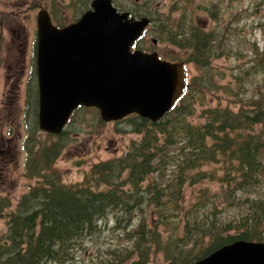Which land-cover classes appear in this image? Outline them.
Segmentation results:
<instances>
[{"label":"trees","instance_id":"obj_1","mask_svg":"<svg viewBox=\"0 0 264 264\" xmlns=\"http://www.w3.org/2000/svg\"><path fill=\"white\" fill-rule=\"evenodd\" d=\"M18 1L30 9L42 5L39 0ZM88 2L79 0L76 19ZM54 3L50 15L63 26L53 15ZM195 39L199 41L201 36ZM258 50L254 47L252 58L242 62L246 71L232 75L230 83L238 88L229 92L230 97L223 93L225 106L219 101L205 106L204 95L198 94L203 85L213 95L219 89L212 77L190 79L182 96L157 122L128 117L129 131L139 138L119 157L90 166L79 183L64 184L51 169L53 156L57 157L63 146L48 149L39 143L33 152L38 144L35 137V143L27 147L28 137L29 143L33 141L30 130H37L36 122L31 128L27 122L23 177L38 182L6 213L9 204L0 198V220H5L6 226L0 235V264H78V260L82 264H149L158 253L167 264H192L238 240L264 241V94L241 99L247 70L264 68V53L258 55ZM12 93L14 104L19 91L13 89ZM35 98L36 92L32 94L29 88L24 104L26 121L29 113L36 115ZM198 105L205 106L199 111L202 121L193 123L189 119ZM7 106L12 120L17 109ZM0 119L2 124L7 120L5 115ZM208 164L220 167L219 190L210 193L201 189L197 200L183 207V189L212 177L200 170ZM194 169L197 174H190ZM230 211L234 215L229 219ZM109 219L116 238L128 244L99 248L95 251L99 255L90 262L78 258L89 238L99 234ZM205 240L208 245L197 248Z\"/></svg>","mask_w":264,"mask_h":264},{"label":"rangeland","instance_id":"obj_2","mask_svg":"<svg viewBox=\"0 0 264 264\" xmlns=\"http://www.w3.org/2000/svg\"><path fill=\"white\" fill-rule=\"evenodd\" d=\"M39 1L42 4L41 8L48 11L49 7H52V3L55 2L53 4V15L64 25L74 22L79 13V8H77V6H80L79 0ZM112 1L119 11H134L135 15L150 13L149 16L152 18H157V15H159L164 24L169 6V25L179 19L182 20L179 27L169 29V32L174 33L175 36L174 41H169V46L175 49L180 56L182 55L183 46L194 43L191 38L188 39L186 37L189 30L200 29L204 26V23L210 22L207 20L208 15L204 13L203 9L210 8L214 2L213 0H210V3H208V0H142L139 3L143 2V4L138 7L134 0ZM215 1L219 2L221 10V27L217 31L222 34V40L216 45H221V49H223L224 53H229V57H222L214 62L211 61V65H196V63L189 65L191 79L194 77H203L205 79L206 77H212L211 81L215 86L219 87L214 92V95L206 91L204 85L199 89V96L204 95L201 100L205 102V106H215L217 101L221 103V106H225L227 100L223 93H226V97H230L229 92L234 93L238 88L236 84L230 83L232 75L239 73L241 70L246 71L247 68H243L245 63L242 62L252 58L251 50L254 47L259 49L258 55L264 53V0ZM20 3L21 1L19 2L18 0H0V117L5 115L7 119L0 127V143L2 144L0 146V198H6L9 204V208L3 211L4 213L14 209L16 202L27 191L28 187L38 182L37 179L30 180L27 177H23L26 172L24 169L26 153L23 150V140L28 135V128H26L23 121V116L26 109L24 107L25 98L29 88H31L32 94L36 90L35 65L31 55L32 39L36 27L35 16L41 8L30 9V7L23 4L20 5ZM185 6L187 9L181 13L179 10ZM184 12H188L189 16L198 20V23L195 22L194 24L190 18L183 21ZM6 15L12 16L3 20L2 18ZM24 29L26 30L25 33L22 32ZM191 36L189 35V37ZM225 39L227 44L223 42ZM221 49L220 52L222 51ZM169 52L174 53L170 48ZM216 56H219V54H216ZM194 58H197V56ZM197 62L200 63V61ZM253 67L247 70V78L243 80L244 87L242 88L246 90L241 94L243 101L248 98L255 99L256 94H264V68ZM222 87L224 89H221ZM13 89L14 91L19 90L18 99L14 104ZM197 101L200 102L199 97H197ZM35 103L36 115L35 113L34 115L33 113L28 114L27 122L30 128L35 122L37 125L36 98ZM7 104L13 105L17 109V113L15 111V116L12 118V120L16 118L13 123L8 118L11 112L9 111L10 106H7ZM205 106H196L195 114L189 120L193 123L201 122L202 113L199 111L203 110ZM96 117H99L97 110H89L83 107L75 115V119L66 126L64 129L65 133L63 132L64 134L62 133L63 136L61 137L57 135V137H49L42 133L37 125L35 133L30 130L33 141L29 143L28 137L27 147L30 148V145L35 143V137L38 140V144L33 149V152H35L39 143L42 147L45 146L48 149L53 146L61 148L63 146V151L60 149L57 157L53 156L51 169L56 172V176L62 183H79L82 180L84 171L90 166L98 161L119 157L132 140L139 138L138 135L129 131L128 119L118 122L102 121L99 123L100 121ZM8 147H11L10 151ZM46 168H44L45 173L48 172ZM200 170L210 172L212 177L203 178L196 184L187 185L183 189L181 197V205L183 207L193 204L200 195L201 189L207 188L206 190L210 193H214L220 188L218 181L222 177V173L218 165H204L201 166ZM190 174H197V170H191ZM233 215L234 211H230V215L226 218L230 219ZM110 217L113 216L110 215ZM111 224L112 220L109 219V223L106 224V227L99 234L89 238L84 245V250L77 254L78 258L90 262L96 254L99 255V253L95 252L99 248H106L116 244L126 246L128 244L124 239L116 238V233L112 230ZM5 230V220L1 219L0 235ZM158 230L163 232V227ZM207 241L205 240L204 245H200L197 248L202 249L207 246ZM262 242L264 243V241ZM150 261L149 264H167L159 253L152 256ZM76 263L82 264V261L78 260Z\"/></svg>","mask_w":264,"mask_h":264},{"label":"water","instance_id":"obj_3","mask_svg":"<svg viewBox=\"0 0 264 264\" xmlns=\"http://www.w3.org/2000/svg\"><path fill=\"white\" fill-rule=\"evenodd\" d=\"M90 8L62 28L37 12V123L45 134H60L78 106L96 108L103 122L131 114L156 122L184 91L182 64L130 52L147 18L129 19L111 0H91ZM192 264H264V243L238 240Z\"/></svg>","mask_w":264,"mask_h":264},{"label":"flooded vegetation","instance_id":"obj_4","mask_svg":"<svg viewBox=\"0 0 264 264\" xmlns=\"http://www.w3.org/2000/svg\"><path fill=\"white\" fill-rule=\"evenodd\" d=\"M139 1H142V0H134V2L137 3L138 7L141 4H143V2L139 3ZM213 1L214 2L212 6H210V8L207 7L203 9L204 13L208 15L207 20H209L210 22L204 23V26L200 29L197 28L194 31L189 30L188 34L192 36L189 37V35L187 34L186 37H188V39L191 38V41H193L194 43L189 44L188 46H183L182 51H181L182 53L181 56L178 53H176L175 49L169 46V41L172 42L174 41V38H175L174 33H170L169 29L171 28L175 29L176 27H179L180 24L182 23V20L179 19L177 20V22L171 23L169 25V6L167 8V14L165 16V20H166L165 24L161 21V18L159 15H157V18H154V17L152 18L149 16L150 13H144L145 15L143 14L135 15L136 13L134 11L125 12V13H128L129 18L136 19V20H139L141 18H147L149 20L147 27L143 30L140 37L137 38L133 42L130 48V51L131 52L138 51L144 54L155 53L157 55V59L160 61L170 62V63H181L185 69V75L187 79H189L191 76L190 69H189V65L191 63L194 64L195 62L200 61V63L211 65V61L214 62L216 60H219L222 57H229V53L227 52L224 53L223 49H221V45H216L219 41L222 40V34H220L221 32L217 31V29H220L221 27L220 26L221 10L219 7V2H216L215 0ZM208 3H210V0H208ZM185 9H187L186 6L181 8V10L179 11H181L182 13V11H184ZM187 18H190V20L194 24L195 22L198 23V20H196L194 17L189 16L188 12H184L183 21ZM54 25L56 27L65 26V25L59 26L56 23H54ZM196 30H198L197 33H196ZM25 31H26L25 29L22 30L23 33H25ZM209 33L211 34V36ZM196 36H201V39L199 41H196L195 39ZM34 38H35V35L32 39V48L34 44ZM223 42L227 44L226 39L223 40ZM212 44H215V45H212ZM169 48L174 53H170ZM220 49L222 50L221 52H220ZM32 52H33V49H32ZM216 54H219V56H216ZM31 56H32V60H34V65H35V59H33V54ZM31 56H30V61H31ZM195 56H197V58H194ZM186 60H188L187 63H186ZM132 116H135V115H132ZM0 120L3 121L2 119ZM13 120H16V118ZM13 120L11 123H13ZM0 125H2V123H0ZM0 142H1V139H0ZM1 145L2 144L0 143V146ZM10 149L11 147H8L9 151Z\"/></svg>","mask_w":264,"mask_h":264},{"label":"bare ground","instance_id":"obj_5","mask_svg":"<svg viewBox=\"0 0 264 264\" xmlns=\"http://www.w3.org/2000/svg\"><path fill=\"white\" fill-rule=\"evenodd\" d=\"M220 34H221V33H220ZM223 34H224V33H223ZM209 47H210V46H209ZM209 47H208V48H209ZM217 49H218V48H217Z\"/></svg>","mask_w":264,"mask_h":264}]
</instances>
